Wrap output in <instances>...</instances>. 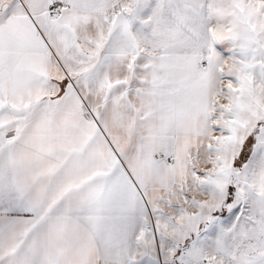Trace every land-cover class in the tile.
I'll use <instances>...</instances> for the list:
<instances>
[{"label": "snow or ice", "instance_id": "1", "mask_svg": "<svg viewBox=\"0 0 264 264\" xmlns=\"http://www.w3.org/2000/svg\"><path fill=\"white\" fill-rule=\"evenodd\" d=\"M0 264H264V0H0Z\"/></svg>", "mask_w": 264, "mask_h": 264}]
</instances>
